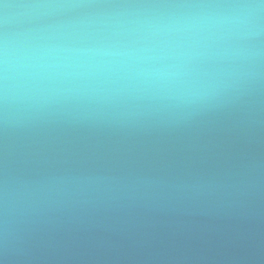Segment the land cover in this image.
I'll return each instance as SVG.
<instances>
[{"label":"water","instance_id":"obj_1","mask_svg":"<svg viewBox=\"0 0 264 264\" xmlns=\"http://www.w3.org/2000/svg\"><path fill=\"white\" fill-rule=\"evenodd\" d=\"M0 264H264V0H0Z\"/></svg>","mask_w":264,"mask_h":264}]
</instances>
